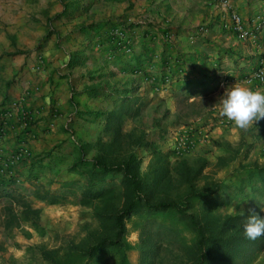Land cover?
<instances>
[{
  "label": "crops",
  "instance_id": "crops-1",
  "mask_svg": "<svg viewBox=\"0 0 264 264\" xmlns=\"http://www.w3.org/2000/svg\"><path fill=\"white\" fill-rule=\"evenodd\" d=\"M30 2L24 4L26 19L20 10L11 15L12 20L0 11L4 18L0 17L4 22L0 54L11 52L7 59L0 57V70L23 65L26 71L13 87L0 90V104L6 95L12 102L23 100L21 113L14 110L0 125V167L21 152L22 159L8 169L26 185L52 181L80 157H87L84 149L96 142L107 114L128 92L125 98L131 101L165 100L175 112L177 97L185 92H196L191 100L201 94L219 100L225 86L247 82L256 69L264 67V0H70L73 9L63 7L66 12L57 32L42 40L38 52L37 39L46 33V26L35 23ZM13 3V8L23 6L22 0ZM52 10L60 11L56 6ZM234 13L251 35L242 38L233 28ZM6 19L11 26H6ZM117 27L126 31L131 53L118 46L113 35ZM14 34L16 45L9 46L8 37ZM21 35L27 40L20 41ZM251 84L264 89V82ZM218 89L220 96L215 95ZM217 103L180 124L177 134L194 130L201 134L199 139L209 133L217 142L234 144L232 140L240 139L244 130L216 117ZM2 116L0 112V124ZM257 122L252 129L256 136L261 132ZM1 178L7 176L0 170Z\"/></svg>",
  "mask_w": 264,
  "mask_h": 264
},
{
  "label": "rangeland",
  "instance_id": "rangeland-1",
  "mask_svg": "<svg viewBox=\"0 0 264 264\" xmlns=\"http://www.w3.org/2000/svg\"><path fill=\"white\" fill-rule=\"evenodd\" d=\"M29 1H31L30 7L31 3L33 4V15L31 11L29 13H31V17L35 23H40L46 26V33L41 39H37L35 52H38L40 51V46L43 44L42 40L43 42H46L55 32H57L56 27L58 22L63 20L64 12H66V9L63 11V7L68 10L72 7L69 6L70 0H22L23 6L17 9L13 8V5L15 4L13 3V0H0V11L3 10L5 14L7 13L9 19L12 20L11 15H15L18 10H20L24 19H26L28 18V13H26L27 7L25 5L28 4ZM55 6L59 7V12H51ZM0 14L2 13L0 12ZM0 17H2V15H0ZM2 20L4 21L3 17ZM2 20L0 18V24L4 23ZM6 20V26H11L12 21L8 19ZM14 35V37L13 35L8 37L10 42L9 46H12V43L14 46L16 45L18 38L16 37L17 34ZM25 40L27 39L21 35L20 41ZM3 49L5 50L4 47ZM31 51L32 50H30V52ZM9 53L11 52L5 51L0 54V57H5V59H7ZM186 70L190 71V69ZM25 73L26 71L23 65L19 69L17 68L10 71L6 70V67H4L3 70H0V90L3 89V87L6 89L13 87L16 78L18 77L20 80ZM185 93H189V91ZM219 93L220 91L218 89L215 95H219ZM127 94H124V98H121L120 101L117 102L114 109L119 110L123 108L126 112L120 116L117 122L112 124L114 127L120 126L121 128L118 141L120 148L112 149L111 147L109 150L111 154H113H108L109 158H114L112 161L115 162L118 160V157H116L118 154L133 151L140 160V176L147 177L148 184H151V179H149L152 174L151 169L159 165L157 162L159 156L157 150L161 151V154L164 153L167 155L166 158L171 168V165L178 159L187 158L191 163H197L198 159L206 157L209 160L208 166L205 167L206 172H203L204 175L207 176L209 180L222 181L226 184L236 180V173H238L237 170L239 168L246 171L245 168L240 167V164L246 163V165H251V167H256L255 165L259 167L264 165V135L256 136L252 134V129L258 124V122L250 126L247 130H244L242 135L239 134V138H242L244 142H241L240 139L236 138L232 140L234 144L231 142H229V144L223 141L217 142L218 140L214 139V137H210L209 133H207L208 136L204 137V139H199L198 134L200 133L198 132L197 134L196 131L192 130V132H189V136L195 143L194 149L188 155L177 157L173 153L174 151L172 148L177 138L180 137L179 135L185 132V130H182L183 132L180 131V134H177L179 130L177 131L176 128L180 126L177 119V110L173 112L168 108V104L165 100H157L155 102H153V99H150L149 101L132 100L133 102L130 100L129 102L124 100L128 99L125 98L127 97ZM23 96L24 94L21 95L20 99H22ZM210 97L214 99L213 105L218 102L213 96H208V98ZM201 99V97L198 98V100ZM22 101L23 100L12 102L11 98L7 95L4 97L3 102L0 104V112L3 114V120L0 125L3 126L6 124L7 119L11 117L10 115L14 110L15 112L19 111L21 113ZM25 115L26 122L28 123L30 118L28 117V113ZM216 117L221 119L219 112ZM104 125H106V119ZM104 125L96 142L89 144L90 146H87L84 149L87 157L95 156L97 152L96 143L98 141L103 144H110L113 140L112 133L109 132L107 134L104 131ZM199 144L202 146L199 147ZM119 149L122 150V152ZM92 152H94V155L91 154ZM220 155H224L229 159L230 162L228 165L224 167L217 165L218 157ZM121 156H123V154L119 157ZM71 165L64 168L63 174L57 178H53L54 180L52 181L46 183L39 182V184L30 182L28 185L23 182H16L12 185L13 188H10L11 186L8 187L10 194L21 195V198L19 199L20 203L26 201L34 208H40L41 212L40 215L36 217L38 222L37 227H35L30 221L29 223L23 224L21 228H13L11 231L5 232L0 223V264H55L57 260L64 261L67 264H84L86 258H83L82 260L77 258L74 250L70 251L72 248L70 245L75 246L78 244L84 248L89 245L92 246L94 243H91L93 242V239L91 240L90 236L95 234L100 224L94 214L96 206H99L101 210H104L107 207L111 208L112 205L118 208L122 206L123 197L120 198V191H117L115 192L117 196H107V198L100 200V202L98 201L97 203L99 204L97 205L96 202L87 206L81 205L78 203L77 198L81 189L80 183L73 187L77 191L76 196H64L58 203L49 202L50 198L46 201H41L37 196L38 192L42 194L45 193V191H60L63 187L62 185L59 186L60 181L63 182L66 179L69 181L73 178V175L68 172V168ZM171 175L177 178L175 174ZM115 179L116 191L121 188V175L119 176V174H117ZM204 181L205 178L198 180V186L203 185ZM176 182L177 180L175 179L167 181V178H160L157 185V197H165L167 196L166 194L169 193L175 196L178 200H181V198L177 197V194H180L181 196L184 195L185 192L188 191L189 186L184 185L178 189L179 187H175ZM261 185L262 184H260V186ZM61 191L65 190L63 189ZM10 199L9 194L3 193L0 197V207L2 208L3 205L9 203ZM251 199V196L248 199L239 198V201H233L230 204L222 206H216V202H210L206 204L204 210L209 209L216 214H221L222 217L225 218L229 215L233 216L242 214L249 211V209H254ZM259 200L262 204L260 210H262L264 209V195H260ZM19 202L17 203L16 208L19 211H22L23 206L20 205ZM39 202H42V206L37 205ZM202 209L196 204L190 212H195L197 218L203 220L205 211L203 212ZM262 211L264 212V210ZM246 218L247 217L244 219L246 220ZM148 219L155 220V225L157 223L158 228H155V226L153 227L152 224L145 225ZM245 220L239 222L234 228H231L227 235L231 233L244 235L243 225ZM203 221L205 222V219ZM125 223L126 231L124 233V240L129 247H123L121 254L124 252L130 264H140L142 248L144 247L143 243L148 244L149 246L151 245L153 249L155 246V248L158 247L157 252L155 253L156 257L154 259V264H161V262H164V264H183L184 262H188V255L190 253L186 251V248L193 245L195 242L196 232L192 226L188 225V223L185 222V219L179 216L175 211H156L154 216L150 218L145 217L144 213L134 214L129 217ZM160 224L164 227H161L162 235H160L158 239L156 238V232L158 233L160 231H158ZM214 226H216V224H214ZM212 228L219 229L218 227ZM27 233H29V235ZM149 237L156 243L155 245L145 242ZM263 238L264 236H261L254 241L260 243ZM242 246L235 245V247H239L241 250L243 249V253L240 254L238 258H234V262L229 260L225 264H264V246L254 250L243 248ZM54 250H58L59 253L54 255L55 261L52 262L51 259H47L48 255L46 254L53 252ZM75 251L77 253L79 252L78 250ZM118 252L120 251L118 250ZM102 253H98L95 257L96 259L99 257V260H96L94 261L95 263H93L94 258L91 263L117 264V261L120 262V257L118 255L115 256L111 253L110 255L105 254L106 256L103 257L104 254Z\"/></svg>",
  "mask_w": 264,
  "mask_h": 264
},
{
  "label": "trees",
  "instance_id": "trees-1",
  "mask_svg": "<svg viewBox=\"0 0 264 264\" xmlns=\"http://www.w3.org/2000/svg\"><path fill=\"white\" fill-rule=\"evenodd\" d=\"M194 94L196 92L191 91L190 94L185 93L177 97V119L180 124H187L189 120L205 114L207 108L213 105L214 99L208 98V94H201V100H191ZM124 100L130 102L129 99ZM125 112L121 108L107 114L104 131L107 134L109 132L112 133L113 140L110 144H103L98 141L96 143L97 152L95 156H82L68 168L69 173L77 174L78 177H74L62 185L61 190L64 189L65 191L37 193L41 201H46L50 198L49 202L58 203L64 196H76L77 191L73 187L81 183L80 193L77 197L78 203L87 206L94 202L97 205L99 204L97 203L98 201L100 202V200L107 198V196L115 197L117 196L115 192L120 191V198L123 197L121 207L116 208L112 205L111 208L107 207L101 210L99 206H96L94 210L95 217L100 222L95 234L89 235L91 240L93 239L91 243L94 244L86 248L78 244L75 246L70 245L72 247L70 251L74 250L77 258L81 260L86 258L84 264H92L91 261L98 253L103 252V257L106 256L105 254L110 255L112 253L120 257V262L117 261V264H130L124 252L121 254L123 247H129L124 240L126 220L134 214L144 213L145 217L150 218L154 216L156 211L169 212L170 210L175 211L179 216L183 217L185 222L192 226L196 232L195 242L186 248V251L190 253L188 255V262H184L183 264H225L229 260L234 262V258H238L243 253V249L241 250L239 247H235V245H243V248L251 250L264 246V238L260 243H256L254 240L247 239L243 234L236 235L235 233H231L227 235L231 228H234L239 222L245 220L244 218L248 216L249 211L233 216L229 215L224 218L221 214H216L214 211L209 209L204 210L206 204L210 202H216V206H222L230 204L233 201H239V198L248 199L251 196L254 210L264 217V212L260 210L262 204L259 200V196L264 195V165L251 167V165L242 163L240 167L245 168L246 171L240 168L236 169L238 172L236 173V180L226 184L222 181L209 180L204 175L203 172L209 160L206 157H201L197 163H191L187 158L178 159L171 165V168L166 158L167 155L161 154V151L157 150L159 155L157 162L159 165L151 169L152 174L149 177L151 184H148V178L140 176V160L133 151L123 153L119 149L123 156L119 157L122 154H118L116 156L118 160L115 162L112 161L114 158H109V154H113H111L109 148H120L118 141L121 128L120 126L114 127L112 124L117 122ZM259 124H261V132L257 136H262L264 135V118L259 120ZM229 162L226 156L220 155L217 165L224 167ZM117 174L121 175V188L115 191L116 185L114 180H116L115 176ZM171 174H175L177 178ZM160 178H167V181L175 179L177 180L175 187H179L178 189H180L182 186L187 185L189 189L182 196L177 194V197L181 198V200H178L169 193L165 197H157V185ZM201 178H205V181L203 185L198 186V180ZM16 182V177L1 178L0 180V197L5 193L9 194L11 198L9 203L3 205L1 209L2 218L0 223L5 232L11 231L13 228H21L23 224L30 221L37 227L38 222L36 217L41 212L40 208H34L26 201L20 203L19 199L21 195L10 194L8 187L14 185ZM260 184L262 185L260 186ZM18 202L23 206L22 211L16 208ZM196 204L201 209L203 208V212L205 211V222L203 221L204 219L197 218L195 212H190ZM151 224L153 227L158 228L157 223L155 225V220L153 219H148L145 225ZM161 227L164 226L160 224L158 229L160 231L156 232V238L158 239L162 235ZM212 227H218L219 229ZM27 234L29 235V233ZM145 242H149L152 245L156 244L150 237ZM143 246L140 264H154L155 253L158 247L155 248V246L153 249L151 245L149 246L145 243H143ZM75 250L79 252L77 253ZM56 253H59L58 250L46 254L48 255L47 259H51L54 262V255ZM98 258H95L93 263L99 260ZM57 262L55 264H67L60 260H57ZM161 264H164V262H161Z\"/></svg>",
  "mask_w": 264,
  "mask_h": 264
},
{
  "label": "clouds",
  "instance_id": "clouds-1",
  "mask_svg": "<svg viewBox=\"0 0 264 264\" xmlns=\"http://www.w3.org/2000/svg\"><path fill=\"white\" fill-rule=\"evenodd\" d=\"M217 104L221 117L231 121L236 128L247 130L264 118V89L254 88L251 81H235L225 86ZM243 228L247 239L256 240L264 236V217L249 209Z\"/></svg>",
  "mask_w": 264,
  "mask_h": 264
},
{
  "label": "built area",
  "instance_id": "built-area-1",
  "mask_svg": "<svg viewBox=\"0 0 264 264\" xmlns=\"http://www.w3.org/2000/svg\"><path fill=\"white\" fill-rule=\"evenodd\" d=\"M231 19L233 21V28L239 33V35L244 38L248 37L252 34V32L246 30L244 26V22L240 15L234 13L231 15ZM206 27L202 29V31H206ZM113 35L117 38V44L120 48H122L126 53H131L133 51L132 46L130 45V42L127 37L126 31L121 28L117 27L113 30ZM247 81H251L253 83L254 81L258 82H264V69L263 67L258 68L253 74L246 79ZM170 81V77L167 78V82ZM189 130H185V132L180 137L177 138V140L174 143L173 146V153L178 156H185L191 153V151L195 147L194 141L189 136ZM23 154L21 152L14 154L9 159H7L4 163V166L0 167V170L4 175L7 177H13L15 176V172L12 169H8V167L15 166L21 159ZM6 170H5V169Z\"/></svg>",
  "mask_w": 264,
  "mask_h": 264
}]
</instances>
